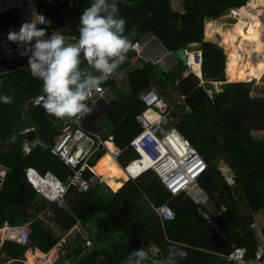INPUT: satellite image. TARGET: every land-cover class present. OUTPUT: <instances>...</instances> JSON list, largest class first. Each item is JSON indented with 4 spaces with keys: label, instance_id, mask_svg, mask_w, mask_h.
Wrapping results in <instances>:
<instances>
[{
    "label": "trees",
    "instance_id": "trees-1",
    "mask_svg": "<svg viewBox=\"0 0 264 264\" xmlns=\"http://www.w3.org/2000/svg\"><path fill=\"white\" fill-rule=\"evenodd\" d=\"M74 4H55L39 1L38 12L49 19L45 34L60 33L75 43L79 38L80 15L94 0H73ZM184 11L176 10L173 0H116L118 16L126 21L124 36L127 39L153 34L168 51L189 49L198 45L202 53L201 84L190 66L183 61L175 70L166 73L159 65L136 66L128 75V97L114 104L85 101L88 107L102 116V124L114 129L113 143L123 151L119 161L126 166L139 158L130 146L142 132L136 117L147 109L141 100L152 86L159 88L163 97L172 89L186 96L191 112L179 105L171 114L173 126L203 157L208 168L198 179L209 195L208 204H197L186 193L174 195L155 171H150L135 183L129 181L123 188L113 191L104 181L89 191L71 188L66 201L75 217L87 227L88 217L103 215L108 225L121 232L125 241L114 250L97 243L85 253L80 238L68 248L66 259L73 264H127V257L144 248L148 259L142 264H164L171 249L185 252L186 258L178 264H236L231 257L237 249L243 250L246 259L257 256L264 243V224L258 231V214H264V97L254 95L255 82H233L239 70H253L245 61L249 54V30L241 16L240 23L228 33L232 43L227 54L215 41H207L211 21L227 17L229 11L245 7L249 0H183ZM109 3L112 0H108ZM247 9L249 16L264 17V0ZM103 14V13H102ZM229 18V17H228ZM20 12L0 13V31L18 23ZM182 24L181 29H177ZM206 35V36H205ZM245 36L238 44V38ZM210 39V38H209ZM238 40V41H237ZM29 55L13 61H0V97H11V103L0 99V165L6 174L0 189V229L5 225L20 227L30 224L29 245L5 240L0 248V264L5 261L24 260L30 249L49 254L76 224V218L64 207L43 200L40 204L33 186L28 182L26 170L34 167L41 172H54L66 181L72 171L51 151L55 138L74 120L50 116L43 102L32 101L43 92V82L31 76ZM250 59V57H249ZM81 79L83 72H92L83 53L80 54ZM226 68L228 80L227 82ZM175 74H178L175 76ZM256 81V80H253ZM221 84L219 92L215 84ZM212 89L209 95L206 90ZM92 127L87 130H91ZM32 130V132H25ZM108 141V136L102 137ZM34 143L31 152L25 149ZM106 154L99 151L90 165ZM112 157L106 156L104 159ZM102 160V162L104 161ZM223 163V166H220ZM234 176L228 181L223 168ZM92 173L86 170L88 179ZM144 198L147 204L140 200ZM170 202L176 212L172 221H164L155 207ZM221 213L220 215H217ZM255 225V226H253ZM89 230H92L89 228ZM3 256H5L3 258ZM135 259V258H133ZM264 264V257L262 259Z\"/></svg>",
    "mask_w": 264,
    "mask_h": 264
},
{
    "label": "built area",
    "instance_id": "built-area-1",
    "mask_svg": "<svg viewBox=\"0 0 264 264\" xmlns=\"http://www.w3.org/2000/svg\"><path fill=\"white\" fill-rule=\"evenodd\" d=\"M39 1L41 0H0V13L18 10L21 14V21L17 26L0 31V61H13L22 56L21 53L23 51H21L18 44L8 40V34L10 31L19 32L23 23L33 21L30 20L31 16H34V19L37 20L38 16L42 15L38 12ZM45 1L48 3L58 1L62 4H74L73 0ZM255 1L249 0L247 5L241 9L253 7L257 3ZM239 11L240 9H233L229 11L227 17L240 19L241 14ZM43 16L45 17V23L37 24L38 28L49 27L48 17ZM50 37L45 34L42 39H49ZM144 39L145 36L139 37L136 42H130L132 47L129 51L132 52V58L135 61L145 58L144 53L149 41H144ZM32 43L34 45L35 41ZM28 55L30 56L31 53H28ZM188 65L198 76L201 84H203L201 51H192L188 54ZM194 66L199 67L197 71L193 69ZM108 81L109 79L103 81L100 85V90L93 92L92 96L88 99L90 102L96 103L102 99L110 100L107 97L109 89L104 85ZM219 86H221V83L215 84V92H219ZM206 92L209 95L213 94L212 89H207ZM44 99L45 93L42 92L32 103L39 105ZM141 100L147 106V109L136 117V122L142 127V132L132 140L130 146L139 154V158L129 162L125 167L128 180L135 183L149 171H155L174 195L186 193L192 197L195 203L208 204L209 195L198 182V179L208 168L206 161L176 127L172 126L170 130L164 128L168 123L173 124L171 114L177 109L178 105L167 103V100L156 86H152L144 92ZM178 104H182L186 110L191 112L190 106L186 103V97ZM84 118L85 114H80L78 117L79 123H76L74 120L73 126L65 127L62 134L56 137L52 147L51 152L72 171V174L67 177L65 182L52 171L41 172L34 167H28L26 170L28 182L33 186L37 194L42 196L43 200L48 201L50 204L64 207L72 215L73 213L66 201V194H68L71 188H76L80 192H86L97 186L102 180L95 172L94 167L90 165V162L99 151H109L108 141H105L101 135L93 133L83 126ZM29 131L32 132V130L25 132ZM254 135L256 138L261 139L264 133L256 132ZM33 147L34 143L30 144L26 147L25 152H31ZM122 153L123 151L114 152L112 154L113 159L119 161ZM86 170H90L92 173L88 179L85 177ZM155 209L164 221H172L176 218V212L173 210L170 202H165L155 207ZM220 214L218 213L217 215ZM75 218L76 224L66 233V236L73 240L80 238L86 250L92 248L94 242L91 233L80 219ZM30 234V224L20 227L5 225L0 229V240L2 239V242L12 240L26 246L29 245ZM263 257L264 243L258 247L257 256L251 260L246 259L243 250L240 249H237L229 258L235 261L236 264H263Z\"/></svg>",
    "mask_w": 264,
    "mask_h": 264
},
{
    "label": "clouds",
    "instance_id": "clouds-1",
    "mask_svg": "<svg viewBox=\"0 0 264 264\" xmlns=\"http://www.w3.org/2000/svg\"><path fill=\"white\" fill-rule=\"evenodd\" d=\"M118 11L116 0L111 3L108 0H94L79 17V38L75 44H66L65 37L60 33L42 39L45 29L38 28L37 24L45 23L43 15L38 16L37 20L23 23L19 32H9L10 42L25 46L22 55L31 53L28 58L29 71L33 78L43 82V107L50 116L79 123L80 114L92 112L85 101L115 73L132 47L124 36L126 21L118 16ZM81 52L88 65L100 73L99 76L88 75L81 79ZM0 99L5 103L12 102L11 97ZM186 255L183 251L171 249L164 264H178V260L186 258ZM146 259L148 252L140 248L127 257V264H142Z\"/></svg>",
    "mask_w": 264,
    "mask_h": 264
},
{
    "label": "crops",
    "instance_id": "crops-1",
    "mask_svg": "<svg viewBox=\"0 0 264 264\" xmlns=\"http://www.w3.org/2000/svg\"><path fill=\"white\" fill-rule=\"evenodd\" d=\"M179 11H181V12H183L184 11V8L183 9H178ZM31 19L30 20H35L34 19V16H31L30 17ZM20 21H21V14H20V20L18 21V23L16 24V25H14V26H17L19 23H20ZM217 21V20H216ZM217 23H218V21H217ZM14 26H12V27H14ZM52 34H47V36H51ZM146 36H152V38H148V39H146ZM65 37V36H64ZM136 38H139V36L138 37H136V36H134V37H131L130 39H128V41L129 42H133V40L134 39H136ZM46 39H48V38H46ZM145 39H146V41H149V44H148V46L146 47V50H145V53H144V55H145V58H143V59H140L139 61H135L132 57L129 59V60H127V56H126V59H125V61L122 63V64H120L119 66H118V68L116 69V71H115V73L112 75V76H110L109 77V81H111V80H115L116 81V85H117V87L119 88V91H120V93H121V95H122V101L124 100V98H126V97H128V95H129V92H130V89H129V86H128V75H129V73H130V71L132 70V69H134L136 66H139V65H143V62H145L146 64H153V65H159L160 64V62H164L166 65H167V67L170 69V71H172V70H175L177 67H178V65H179V61L180 60H178V59H176L175 57H173L171 54H170V51H168L167 49H166V47L153 35V34H151V33H149L148 35H145ZM65 43L66 44H75V42L74 41H70V37L67 39V37L65 38ZM218 43V42H217ZM33 44V43H32ZM219 44V43H218ZM220 45V44H219ZM198 45H196V44H194V45H191V47L190 48H194V50H191V51H189L188 52V50H187V54H189V53H191L192 51H197L198 49H195V47H197ZM221 46V45H220ZM19 48L21 49V51H24V48H25V46L24 45H19ZM222 48H223V46H222ZM199 51V50H198ZM128 55V54H127ZM22 56H24V55H22ZM110 63H111V61H110ZM160 66V65H159ZM192 70V69H191ZM193 72V71H192ZM88 75H92V76H99L100 75V73L99 72H97L95 69L92 71V72H83L82 73V76H83V78H86ZM228 74H227V72H226V77H227V82L229 81L228 80V76H227ZM198 77V76H197ZM108 81V82H109ZM221 84H223V83H221ZM176 91H178L179 92V90H176ZM180 93V92H179ZM169 94V93H168ZM182 95V94H181ZM183 96V95H182ZM107 97H108V99H110V100H100V101H103V103L105 102V103H111V102H113L114 103V101H115V99H116V97H115V95H113V93L109 90V93H107ZM167 97V99H169V96L167 95L166 96ZM184 97H186V96H183L182 98H181V100L184 98ZM165 98V97H164ZM166 99V98H165ZM166 99V100H167ZM122 101H120V102H122ZM179 102H181V101H179ZM118 103V102H117ZM168 103L169 104H171V101H168ZM95 105H97L96 103H94V106ZM175 105H182V104H175ZM178 106H177V108H178ZM183 106V105H182ZM97 112H99V111H97ZM97 112L96 111H94V110H92V112L91 113H89V114H85V118H84V127L86 128V129H88V128H90V127H92V125L94 124V126H93V128H91V132H93V133H97V134H99V135H101L102 137L103 136H108V144L109 143H113V141H114V138L115 137H113L112 136V132L114 131V129H112V127H110L109 125H104V124H102V116H101V114H97ZM174 124V123H173ZM173 124L172 123H168L167 125H171V126H173ZM73 126V125H72ZM71 127V126H70ZM65 129V128H64ZM64 129H63V131H64ZM62 131V132H63ZM56 139V138H55ZM55 143V142H54ZM113 145L115 146V150H114V152H121L122 150L121 149H119L118 147H117V145H116V143H113ZM110 149V148H109ZM114 152H111V150H109V151H106V154L102 157V158H100L97 162H96V164H99L106 156H112V154L114 153ZM112 158H113V156H112ZM114 160V159H113ZM115 161V160H114ZM117 164H119L120 166H122V168H123V170L125 169V167L128 165H126V166H124V165H122L121 163H120V161H115ZM96 164L95 165H93V167H95L96 166ZM220 164H222L221 165V167L223 166V163H220ZM94 170H95V168H94ZM0 171H5L6 172V170H5V168L4 167H2L1 165H0ZM95 172H96V170H95ZM223 172H224V170H223ZM228 172L229 171H227V172H224L225 173V177L228 179V181L229 182H231V183H234L235 182V180H234V176H231L232 174H228ZM125 173V172H124ZM100 177V176H99ZM100 179L103 181V178H101L100 177ZM128 179V178H127ZM234 180V181H232V180ZM4 181V180H3ZM130 180H126V181H123L124 183L122 184V185H119V186H117L118 188H114V190L115 191H118V189L119 188H123L128 182H129ZM106 183V182H105ZM261 214L262 213H259L258 214V223H259V218H260V216H261ZM6 226H8V225H6ZM75 226V225H74ZM256 227H258V226H256ZM86 228L89 230V228H91L92 230H89L90 232H93V227H92V225L91 224H89V226L87 227L86 226ZM261 230V228L259 229V231ZM76 239H71V238H68L66 235L64 236V238H63V240L61 241V243L52 251V252H50L49 254H45V253H42L40 250H38V249H30L29 251H27L26 252V254H25V258H26V261H28V263L30 262L29 261V259L27 258L28 256V253L29 252H34L35 254H37V252H39V253H41V255L42 256H40L39 258H38V262H39V260H41V263H43V264H68L69 263V261L66 259V257H67V252L69 251V247L72 245V243H73V241H75ZM4 242V241H3ZM3 242H2V239L0 240V248L2 247V244H3ZM5 256H3V258H4ZM6 258V257H5ZM26 261H24V260H21L20 262L22 263V262H24L25 264H27V262ZM17 263H19L18 261H14V260H10V261H5V262H3L2 264H17ZM74 262H72V263H70V264H73ZM29 264H31V263H29Z\"/></svg>",
    "mask_w": 264,
    "mask_h": 264
},
{
    "label": "rangeland",
    "instance_id": "rangeland-1",
    "mask_svg": "<svg viewBox=\"0 0 264 264\" xmlns=\"http://www.w3.org/2000/svg\"><path fill=\"white\" fill-rule=\"evenodd\" d=\"M256 2V1H255ZM173 4L176 10L178 9H183L184 8V1L183 0H173ZM244 15H246L247 13L243 12ZM242 13V14H243ZM241 19V18H240ZM240 19H234L233 17H224L221 18L218 21H211V23H209L208 25V37H206L207 41H215L220 43L221 45H223V48L225 49V52L227 54V65L229 62V56H228V49L227 44H231L232 43V36H229L228 33H231L234 30V26L238 23H240ZM247 21V27L245 28V31L247 32V29L249 27V19H245ZM225 25V26H223ZM148 35V34H146ZM206 36V35H205ZM245 36H240L238 38V44L240 45L243 38ZM148 38H152V36H146V39ZM146 39H144V41H146ZM222 47V46H221ZM195 49H198V46L195 47ZM194 50V48H189L188 52ZM251 58L254 56L256 59H259V57L256 56L255 52H251L250 54ZM245 61L248 63L249 56L247 58H244ZM261 61H263L262 59H259ZM252 65H254L252 63ZM263 66V65H262ZM199 67L198 66H194V70L197 71ZM243 72L245 71V69H242ZM254 71L255 72H259L261 71L260 69H257L254 66ZM226 72H227V68H226ZM178 74H175V76H177ZM262 78H260L261 80L258 79H253V78H246L245 81L243 82H255V89H254V95H258V96H264V71L262 72ZM232 80L233 82H237V80H241V79H236ZM256 80V81H253ZM177 89H172L171 91H169V99H167V97H165L167 99V103L168 101H171V104L175 105L177 103H179V101H181V98L183 97L181 95V93H179L178 91H176ZM85 121V120H84ZM84 121H83V126H84ZM164 128L166 130H170V128H172L171 125H165ZM96 170V173L98 176H100L101 178H103V181L106 182V184L113 190L114 188H118L117 186L122 185L124 182L128 180V175L126 173H124L125 171L123 170L122 166H120L119 164H117L112 157H108L106 159H104V161L100 162L99 164H96V166L94 167ZM224 172L229 171L228 169H226L225 167L223 168ZM141 203L143 204H147V202L145 201L144 198H142L140 200ZM87 224H91L93 229V232H90L93 238V242H94V237L96 235V239H97V243L101 244L102 242L105 241V244L103 245L104 247H106L108 250H114L115 248H117V246L121 243H123L125 241V238L123 237V235L121 234V232L115 228H111L108 225V220L103 216L100 215L98 213H94L93 215H91L90 217H88V221ZM264 224V214L262 213L260 218H259V223H258V231L259 229L262 227V225ZM91 248H88L85 253H83V255L87 254L88 251H90ZM24 261H26V258H24ZM27 264L28 261H26ZM17 264H25L24 262L22 263H17ZM35 264H43L41 263V260H39V262L36 260Z\"/></svg>",
    "mask_w": 264,
    "mask_h": 264
},
{
    "label": "bare ground",
    "instance_id": "bare-ground-1",
    "mask_svg": "<svg viewBox=\"0 0 264 264\" xmlns=\"http://www.w3.org/2000/svg\"><path fill=\"white\" fill-rule=\"evenodd\" d=\"M239 12L241 16L251 20V29L249 30L250 45L245 49V51L249 54L251 64L253 63L254 65H252V71L245 70L243 72V70H239L237 74L233 77V80H235L234 78L241 79L237 80V82H243L246 80V78L261 80L260 78L263 77L262 72L264 71V17L249 16L247 13V9H240ZM243 12L247 14L244 15ZM251 52H255L256 56L259 57V59H262L263 61L256 59L254 56L251 58ZM254 66L257 69H260L261 71L255 72ZM108 146L110 148L109 150H111V152H114L115 146L113 145V143H109ZM27 256L30 261L29 263L35 264L36 260L38 261V258L42 255L39 252H37V254H35L34 252H29Z\"/></svg>",
    "mask_w": 264,
    "mask_h": 264
},
{
    "label": "water",
    "instance_id": "water-1",
    "mask_svg": "<svg viewBox=\"0 0 264 264\" xmlns=\"http://www.w3.org/2000/svg\"><path fill=\"white\" fill-rule=\"evenodd\" d=\"M55 4H60L62 5V3L60 2H55ZM67 5V3L65 4ZM248 8V7H247ZM251 8V7H249ZM182 28V24H179V26L177 27V29H181ZM142 35L141 32H139V36ZM138 41V38L134 39L133 42H136ZM170 54L175 57L176 59L178 60H181L183 61L184 63H187L188 64V54H187V50L185 48L183 49H180L178 51H172L170 52ZM132 57V52H128V55H127V60H129L130 58ZM160 67L166 72V73H169L170 72V69L167 67V65L164 63V62H160ZM229 83H232L231 81H228ZM105 87H107V89H109L113 95H115L116 99L114 101V104H116L117 102H120L122 101V95L119 91V88L117 87L116 85V81L115 80H111L109 82H106L105 84ZM222 164H220L221 166ZM5 174L6 172L5 171H0V188L2 187V184H3V180H4V177H5ZM35 201H38L40 204L42 203L43 201V198L42 196H39L35 199Z\"/></svg>",
    "mask_w": 264,
    "mask_h": 264
}]
</instances>
